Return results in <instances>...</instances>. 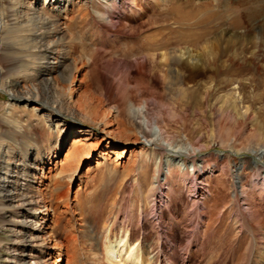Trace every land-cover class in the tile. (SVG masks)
<instances>
[{
    "label": "rangeland",
    "instance_id": "rangeland-1",
    "mask_svg": "<svg viewBox=\"0 0 264 264\" xmlns=\"http://www.w3.org/2000/svg\"><path fill=\"white\" fill-rule=\"evenodd\" d=\"M209 1L218 16L207 19L201 4ZM227 1L172 0L163 8L138 1L144 12L125 9L112 24L99 14L103 0H0V185L28 192L41 207L31 227L18 222L25 211L18 197L8 202L16 207L0 212V264H36V252L46 250L35 241V229L63 245L61 256L44 252L40 264H112L106 227L128 218L133 238L145 237L147 258L157 248V230L163 228L169 241L163 253L175 243L185 258L201 227L205 240L200 235L187 264H264L257 250L264 239V153L259 158L251 151L264 147V40L255 47V38H211L233 30L229 22L242 10L236 0ZM244 22L252 33L264 18ZM208 40L215 43L214 56ZM159 42L163 48L156 51ZM175 49L201 63L197 71L184 72L183 86L161 58L131 70L124 65ZM10 83L22 95L39 89L38 101L21 99L9 109ZM60 99L61 117L43 102ZM82 101L95 105L99 118L109 112L110 135L104 137L100 123L81 118ZM132 103L147 105L172 147L146 145L156 129H147ZM187 139L200 149L187 151ZM76 145L91 156L72 182L56 185V171ZM178 162L181 168L173 165ZM7 163L14 173L31 166L30 176L4 180ZM169 165L175 166L170 174ZM201 211L210 224L197 223Z\"/></svg>",
    "mask_w": 264,
    "mask_h": 264
},
{
    "label": "bare ground",
    "instance_id": "bare-ground-1",
    "mask_svg": "<svg viewBox=\"0 0 264 264\" xmlns=\"http://www.w3.org/2000/svg\"><path fill=\"white\" fill-rule=\"evenodd\" d=\"M58 1H63V0H54L53 3L55 4ZM138 1H142V3L148 7L158 6V8L159 7L163 8L169 2H170L169 4H171L172 0H130L129 2L126 0H103V2L106 4V7L101 9V11H99V14L102 17H104V19L106 21L114 24L116 22V19L120 18L119 16L123 12H126L125 9L127 11H129L130 13H132V15H136L137 12L141 11L142 8H141L140 4L138 3ZM216 1L219 5L223 4V3H227L226 6H228L230 4V1L228 2L227 0H216ZM236 3H238L239 7H242V10L238 13L236 18H231L232 20L229 22V24H230L229 27L233 30H229V29L221 30L219 33H216L211 38H216L215 40H217V41H219L218 38H234L236 41L239 38H243V39L244 38H255V41L252 42V44H253V46L256 47L257 43L260 40H264V24L259 28L254 27L252 33H250L251 29H249L248 24H246L244 22V20H247L250 23L251 22L257 23L262 18H264V0H236ZM201 6L204 7L206 10V13H207L206 18L207 19L218 16V13L214 12V10L209 8V7L213 6V1L203 3V4H201ZM224 6H225V4H224ZM120 9H122V11ZM137 16H138V14H137ZM252 26H253V23H252ZM18 30H19V28H18ZM245 40L247 41V39H245ZM228 41H229V39H228ZM238 41H241V40H238ZM163 43L162 42L157 43V45L155 47L156 51L158 49L163 48V46H162ZM205 43H206L205 46L208 49L210 48L211 52L213 53V50L215 49L213 47L215 45L214 41L212 42V40H208ZM188 54H190V53H188ZM214 55L215 54L213 53V56ZM140 57H142V56H140ZM158 58H161L165 61V65H166L165 67H167V71L171 74V77H172V75H177V76H175V78H176L175 80L178 81L177 84H180L182 86L184 84V79H183L184 72L186 70L197 71L199 68L198 66H200V64H201V63L199 64V60L197 58H194L191 55L187 56V53L183 52L182 49H175L174 51L162 52L161 55L157 54L156 52L155 53H147L144 55V57L142 59H140V60L137 59L134 62L125 63L124 65L127 69L131 70L134 68L144 67L149 62L153 63ZM185 84H187V82ZM188 85H189V83H188ZM46 86L48 87V85H46ZM8 87L11 91V92L9 91V93L12 96L11 100L9 101V106H10L9 109L11 107H13L14 104L21 99L26 100V101L35 100L37 102L38 99L36 97H38L41 93L39 91V89L37 90V92H34V91L31 92L30 90H28L25 95H22L20 92H18V87L16 84L10 83V85ZM0 89H1V87H0ZM69 95H70V93H69ZM54 96L56 97V94ZM235 101H237V100H235ZM235 101L233 100L232 105L237 110L238 107H237V104ZM43 102H44V105L51 108V111H50L51 114H52V112H56L58 114V116L61 117V114H60L61 110L58 109L57 106L65 107L64 101L62 99H60L59 102H58V100H53V102H51V103L46 102V101H43ZM130 108L134 109V111H136V113L138 115L143 117L144 120L143 119L142 120H143L144 124L146 125L147 129L150 130L152 127H155V129H156L154 134H152L153 136H155V138L154 139L151 138L149 140L147 139L146 145H148V146L150 145L149 147L151 148L152 147L151 145H154V144L156 145V143L160 142L159 143L160 147L165 151L167 150V148H166L167 145L172 147L174 142H172L171 139L166 136V130L164 129V127L159 122L153 121L148 116V113H147L148 108H147L146 104L135 106L132 103L130 105ZM78 110L81 113V118H83L85 120H91L95 123H100L101 125H103V126H101V130L103 131L104 137L111 134L110 126H112V124L109 121V112H107V113L103 112V114L100 115L101 118H99L98 108H96L95 105L88 104L87 101H82V102L78 103ZM59 117L55 116V118H53V116H52L53 121L57 122V124L61 120ZM57 129L60 130L58 125H57ZM76 132H79V131L76 130ZM78 134L79 133H77V135ZM78 141H81V139H78ZM117 141L118 140H116V139H112L109 143L115 146V145H117V143H116ZM186 141H187V143L185 144V149L187 151H193V153H195V151L197 149H200V146L196 145L193 141H190L189 139H187ZM2 146H3V139H2V136L0 134V151L2 150ZM158 147H159V145H158ZM251 151H253L257 156H259V158H261L263 153H264V147L253 148V149H251ZM171 152L176 153V154L177 153L180 154L179 150H173ZM146 153H149V151H146ZM87 156H91V152L86 147H81L80 145H76L73 148V150L71 151L70 155L68 156V162L66 164H61V169L59 171H56V174H55L56 185L62 183L65 179H67V181H69V182H72L73 179L76 178V174H77V170H78L79 165L84 160V157H87ZM180 163L181 162H178L177 164L174 163L173 165L181 168ZM25 166H26L25 167L26 170H24L23 172L14 173V171L11 172L8 170L9 164L7 163L5 166V172H3L5 175V178H3V179L8 180L7 178H17L20 176L22 179V177H24V176H26V177L30 176L31 166H27V164ZM175 166L169 165V168H168L169 174L171 173V167H175ZM192 166H193V168H195L194 164ZM197 170L200 171L199 169H197ZM202 170H204V167ZM0 174H2V173H0ZM14 175H16V176L14 177ZM165 179L166 180L168 179V174H166ZM5 186H6L5 184L0 185V212H3L6 209L11 208V207H16V204L11 205V207H10V203L13 202L14 196L18 197L19 201H21V205H19V203H18L19 208L25 207V211L22 212L23 219L21 221H18V222H20V224L23 227H26V226L31 227L30 226L31 225V222H30L31 219L34 220L36 212L41 209L40 203L38 201H36L34 199V197L30 196L28 194V192L24 191L22 193H16L14 191L15 189L10 188L12 186V184L7 185L6 187ZM25 187L23 185H21L20 189L22 190ZM153 188H154V186H152L150 190H153ZM263 189H264V186H263ZM262 191H264V190H262ZM193 199H196V198H193ZM8 202H10V203L8 204ZM152 207H153V213L155 215H157L156 212L158 209L156 208L155 202H153ZM47 215H48V208H46V210H45V214H44V217L42 219V223H43V220L46 221L48 219ZM251 217L258 222L262 221V217L259 214H253V215H251ZM152 218L154 219V220H152V222H154V224H155L156 220L159 218V216H157V217L154 216ZM198 219H199V222H197V223H199L200 225L204 224V223L207 225L210 224V220L208 219V217L206 220V213L204 211H201L198 213ZM236 219H237V222L240 221L239 218H236ZM139 221H140V219H139ZM158 221H159V219H158ZM162 221H164V220H162ZM42 223H41V225H42ZM199 224H198V227L200 226ZM200 228L196 229V232L193 235L194 237L191 238L192 241L187 245V247L185 248V251L182 250L183 253L185 252V255H187V256H185V258H181V257H179V255H177L179 247H177L175 245V243H172L170 253H168V252L163 253L164 246L169 241L164 240L166 233H165V230L164 231L162 230L163 228L161 229V231L157 230V233H158L157 248L152 251V253H153L152 257L147 258V253L143 249L145 237L142 234V235H140L134 239L133 238V231H132V227H131V218H128L126 220L124 219V221L121 222V224L120 223L118 224V222H115V223L109 225L108 227H106V230H107V242H106L107 258H108L109 262H111L112 264H127L128 262H130L132 264H187L188 260L193 258V255L195 253L194 247L199 244L198 243L199 241H201L200 235H202L203 240H205L204 236L206 235V231H204V230L201 231ZM44 236L45 235H44L43 231H40V229H35L34 236H33L36 239L35 241H37V242L39 241V245L41 247L45 248V250H46V251L40 250L39 252H36L37 253L36 264L42 263L41 258L44 256V252H46L47 255H49V256H51V255L53 256L54 253L56 255H59V256H61V254H62L63 245L57 241V239L53 236V234L48 235L47 238ZM263 238H264V236H263ZM161 241H163V243H161ZM173 242H176L175 239L173 240ZM257 250L260 251L261 253L262 252L264 253V239H263V241L261 240L260 247ZM181 252L179 254H181ZM251 253H252V251H251ZM151 261H154V262L151 263ZM248 264H253V263L248 262Z\"/></svg>",
    "mask_w": 264,
    "mask_h": 264
}]
</instances>
